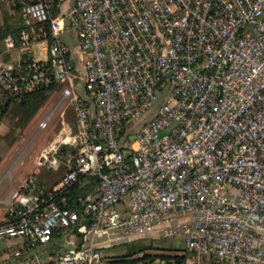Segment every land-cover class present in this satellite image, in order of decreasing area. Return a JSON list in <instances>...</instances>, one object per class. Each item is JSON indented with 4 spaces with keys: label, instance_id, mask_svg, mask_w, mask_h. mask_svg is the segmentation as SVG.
I'll list each match as a JSON object with an SVG mask.
<instances>
[{
    "label": "built area",
    "instance_id": "built-area-1",
    "mask_svg": "<svg viewBox=\"0 0 264 264\" xmlns=\"http://www.w3.org/2000/svg\"><path fill=\"white\" fill-rule=\"evenodd\" d=\"M21 2L25 28L1 41L0 111L55 82L75 129L56 186L33 174L12 188L0 240L31 248L63 228L81 246L36 264H103L105 247L157 232L183 236L195 264H264V0Z\"/></svg>",
    "mask_w": 264,
    "mask_h": 264
},
{
    "label": "rangeland",
    "instance_id": "rangeland-1",
    "mask_svg": "<svg viewBox=\"0 0 264 264\" xmlns=\"http://www.w3.org/2000/svg\"><path fill=\"white\" fill-rule=\"evenodd\" d=\"M72 2L73 0H62L61 8L66 9ZM68 42L72 47L76 46L73 35ZM3 59L7 61L8 56ZM61 87L59 85L51 92L41 108L28 121L25 122L15 115L12 108L0 120V165L3 171H9L2 180V188L9 184L10 179L18 172L25 173L32 162H35L37 168H41L45 179L49 177L44 183L46 189L54 182V178L63 174V170L53 172L47 165V160L42 159L43 165H37L42 153L47 152L48 159L62 155L61 162L67 156L68 148L60 142V136L68 133V127L74 132L75 118L71 102L65 100L59 103ZM75 91L81 93L80 88ZM49 113L52 115L47 126L39 129L40 121ZM52 147L56 150L51 149ZM104 254L103 264H123L122 260L131 258H138L132 264H195L197 261V256L188 250L183 236L163 238L157 232L146 237L126 238L123 242L105 247ZM176 256H184L185 260L176 262Z\"/></svg>",
    "mask_w": 264,
    "mask_h": 264
},
{
    "label": "crops",
    "instance_id": "crops-1",
    "mask_svg": "<svg viewBox=\"0 0 264 264\" xmlns=\"http://www.w3.org/2000/svg\"><path fill=\"white\" fill-rule=\"evenodd\" d=\"M1 45L2 44L0 42V48H2ZM32 55L35 58H45V53L38 51L36 47H34V52ZM7 56V63L16 62L17 52L10 53V55L6 54V58ZM72 133L73 132H71L70 127H68L67 134ZM37 165L41 166L43 164H39L37 162ZM47 165L53 172H58L61 170L65 171V167L62 162L57 168L51 167L49 163ZM7 174H9V171H3L2 166L0 165V215L2 214L0 221L6 220L9 218V215L15 213L17 214L18 208L13 204L10 197L12 188L20 186L33 174H36L37 181H39L38 183L41 188L43 190H48L56 186L59 178L61 177L54 178V182L46 189L44 187V183L45 181L49 180V177L45 179V175L42 176L41 168H37L35 162H32L29 164L25 173H22V171L18 172L10 179V183L2 188V180ZM7 214L9 215L7 216ZM79 241L80 239L71 230L67 229L58 231L57 235L53 236V238H51L48 243L37 245L31 248L25 245V241L22 238L3 239L0 240V260H4L6 264H36L45 262L54 259L62 251L78 245ZM16 252L18 253L16 254Z\"/></svg>",
    "mask_w": 264,
    "mask_h": 264
},
{
    "label": "trees",
    "instance_id": "trees-1",
    "mask_svg": "<svg viewBox=\"0 0 264 264\" xmlns=\"http://www.w3.org/2000/svg\"><path fill=\"white\" fill-rule=\"evenodd\" d=\"M23 3L21 0H0V14L2 17V23L0 24V42L3 37L8 34H17L23 28H25L24 20L22 16L21 9ZM1 50V48H0ZM59 84L52 82L48 87L40 88L34 92L9 97L5 102L0 111V120L5 116L10 108L15 112V115H18L25 122L32 118L36 112L41 108L44 102L47 100L51 92ZM97 178L94 176L91 177H82V182L87 181L85 184H75L71 187L70 193L67 195L66 205L68 207L76 208L75 203L76 195H86L96 184ZM9 214H7L8 216ZM6 220L0 221V224L14 222L16 220L17 214H12L8 216ZM63 228H57L52 233V238L55 236L58 231H61ZM76 231L75 229L73 230ZM82 241L80 240L77 247H80ZM138 258H131L130 260H122L123 264H132L137 261ZM185 260L184 256H176V262H183Z\"/></svg>",
    "mask_w": 264,
    "mask_h": 264
},
{
    "label": "water",
    "instance_id": "water-1",
    "mask_svg": "<svg viewBox=\"0 0 264 264\" xmlns=\"http://www.w3.org/2000/svg\"><path fill=\"white\" fill-rule=\"evenodd\" d=\"M128 155V153H126Z\"/></svg>",
    "mask_w": 264,
    "mask_h": 264
}]
</instances>
